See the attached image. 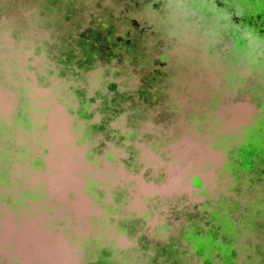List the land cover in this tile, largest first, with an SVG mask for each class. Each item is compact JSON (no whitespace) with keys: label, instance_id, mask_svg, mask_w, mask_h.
<instances>
[{"label":"water","instance_id":"1","mask_svg":"<svg viewBox=\"0 0 264 264\" xmlns=\"http://www.w3.org/2000/svg\"><path fill=\"white\" fill-rule=\"evenodd\" d=\"M116 1L0 0V222L5 215L17 222L44 216L47 229L60 233L73 249L72 264H264V174L233 169L230 156L242 129L253 123L256 104L248 96L228 97L225 106L253 111L236 129L219 113L222 107L208 109L202 124L186 118L192 108L182 110L171 95L144 102L139 90L158 51L149 40L146 61L125 52L108 54L105 47L127 30L117 13L114 21L106 14ZM165 1L170 6L218 1L234 8L247 22L244 50L253 51L257 36L264 62V0ZM173 36L162 49L170 73L163 88L169 94L185 86L233 82L231 69L211 66L209 50L194 29ZM59 120L69 121L76 146L81 143L84 151L83 193L95 207L86 226L80 227L68 206L74 193L63 205L47 184L60 163ZM185 132L221 156V164L199 166L180 158ZM224 134L229 139L223 141ZM108 167L119 170L115 181L98 180L95 172ZM178 168L186 171L182 188L166 192L169 171ZM139 182L152 192L139 195L141 207L135 210L130 201ZM256 213L257 236L249 222ZM224 220L233 227L226 248L211 235L226 227ZM8 247L0 251V264H23L13 245Z\"/></svg>","mask_w":264,"mask_h":264},{"label":"flooded vegetation","instance_id":"2","mask_svg":"<svg viewBox=\"0 0 264 264\" xmlns=\"http://www.w3.org/2000/svg\"><path fill=\"white\" fill-rule=\"evenodd\" d=\"M113 6L114 9L106 11L107 16L114 21L117 13L119 15L117 21L123 23L127 30L114 43L105 47L108 54L119 55L125 52L136 60L146 61L150 58L147 51L149 40L154 42L158 51V57L152 58L153 71L148 73L147 83L139 90L144 102H149L154 95L159 97V102L169 98V90L163 88L165 87L163 83L170 74L164 68L168 58L162 49L165 46L164 42L169 41V37L176 39L173 35L182 33L183 29H194L196 37L200 39V45L206 46L209 50L212 67L222 66L232 70L233 75L228 76L233 80L230 84L217 85V88L210 85L185 86L177 90V97L179 101L184 99L188 107L192 108L186 110V118L198 119L202 124L208 118V109L213 113L220 107H225L231 94L235 96L234 100L250 97L256 104L258 112L254 115L253 123L242 129L239 142L230 156L233 160V169L249 168L256 173L259 169L262 171L261 174H264V62L257 53V36L253 51L244 50L241 36L247 24L246 19L236 14L234 8L218 1L210 5L190 3L170 6L165 0H117ZM196 16L204 19H197ZM172 17L177 21L172 22ZM113 27L114 25L109 28L111 34L116 30V27L114 29ZM261 40L264 42V31ZM225 45L228 48L222 52ZM262 53L264 55V51ZM200 54V51H197L199 57ZM195 64L197 65L196 60ZM184 76L183 74L182 79ZM193 76L197 77V74ZM158 86L162 89L158 88L153 94L151 89ZM198 91H201V98L194 97ZM181 107L183 108L182 105ZM227 136L225 134L222 136L223 141L225 138L229 139L230 136ZM213 222L215 223L214 220ZM249 222L250 230L257 236V213ZM224 224L226 227L222 225L221 229L215 230L216 233L212 231L211 235L219 239L221 246L226 248L230 246L228 233L233 227L230 228L229 220H224Z\"/></svg>","mask_w":264,"mask_h":264},{"label":"rangeland","instance_id":"3","mask_svg":"<svg viewBox=\"0 0 264 264\" xmlns=\"http://www.w3.org/2000/svg\"><path fill=\"white\" fill-rule=\"evenodd\" d=\"M197 82L201 83V80L199 79ZM170 95L173 100L182 103H180L183 106L182 110L188 107L184 99L179 101L177 90H173ZM194 97L201 98V91L195 92ZM219 113L228 117L229 125L236 129H239L242 124L250 120L253 115V111L243 105H227L222 107ZM55 124L59 130V140L56 143L61 148L60 163L58 168L46 177L47 184L51 194L63 205L68 203V193H74V199L68 206L72 209L80 227L86 226L88 218L95 212V207L83 193L81 174L84 171V151L81 149L80 141H77L80 146H76L75 138L69 131L70 123L68 120H59ZM204 139L209 141L208 136H204ZM182 145L183 148L179 153V157L190 162V164L202 166L203 163L210 162L213 168H216L222 162L221 156L209 151L206 144L203 145L194 134L183 133ZM169 172L172 173L171 182L165 190L173 193L180 187L182 188L180 185L186 176V171L178 168ZM121 173L123 172L120 170ZM95 175L98 180L107 178V180L115 181V178L119 175V170L108 167L102 172L96 171ZM206 178L209 181L212 180L209 172L206 173ZM136 192L137 194H134L132 199L133 202L130 201L132 208L135 210L141 207L139 195L152 192V189L139 182ZM47 223V219L41 215L21 222L14 221L9 215H5L3 221L0 222V251L5 252L4 250L9 248L8 245L11 244L13 245V254L20 257L23 264H35V261H40L42 264H72L75 259L73 249L67 245L60 233L47 230V240L50 241V245L47 249L41 247L42 242L36 236L40 234V226L43 227ZM78 234L82 236L80 228ZM42 257H47V259L42 261Z\"/></svg>","mask_w":264,"mask_h":264},{"label":"trees","instance_id":"4","mask_svg":"<svg viewBox=\"0 0 264 264\" xmlns=\"http://www.w3.org/2000/svg\"><path fill=\"white\" fill-rule=\"evenodd\" d=\"M47 230H48L47 229V224L44 225L43 227L40 226V234L36 236V238H38V240L40 242H42V246L41 245L40 246L42 248H44V249H47L49 247V245H50V241L47 240V237H48V235L46 234V231ZM42 258H43V259H41L42 261L45 260V259H47V257H42Z\"/></svg>","mask_w":264,"mask_h":264}]
</instances>
